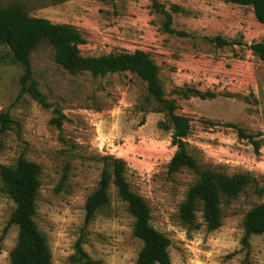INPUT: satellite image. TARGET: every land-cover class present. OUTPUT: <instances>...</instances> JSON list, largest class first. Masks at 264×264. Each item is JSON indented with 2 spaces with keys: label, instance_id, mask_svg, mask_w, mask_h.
<instances>
[{
  "label": "rangeland",
  "instance_id": "obj_1",
  "mask_svg": "<svg viewBox=\"0 0 264 264\" xmlns=\"http://www.w3.org/2000/svg\"><path fill=\"white\" fill-rule=\"evenodd\" d=\"M0 6L73 28L83 57L148 53L162 87L159 100L129 70L71 72L43 40L29 62L38 90L52 105L44 107L22 91L23 67L0 43V113L19 125L0 134V165L16 167L23 160L35 167L32 218L50 264L136 261L142 242L133 235V217L114 176L108 203L84 224L86 200L106 163L111 171V158L123 161L129 191L144 200L150 224L169 239V264H264V234L243 240L245 216L264 204V62L252 49L264 44V24L251 6L223 0H0ZM168 12L171 28L182 35L165 32ZM217 36L228 44L210 40ZM156 40L167 55L155 52ZM54 106L65 116L60 127L50 123ZM171 112L188 119L184 141L197 173L168 171L177 149ZM206 173L250 179L232 198L219 192L214 230L201 200L186 206ZM14 209L10 186L0 176V264H11L17 245L18 227L9 224Z\"/></svg>",
  "mask_w": 264,
  "mask_h": 264
},
{
  "label": "trees",
  "instance_id": "obj_2",
  "mask_svg": "<svg viewBox=\"0 0 264 264\" xmlns=\"http://www.w3.org/2000/svg\"><path fill=\"white\" fill-rule=\"evenodd\" d=\"M223 1L251 6L257 21L264 24V0ZM166 16H168V21L164 27L165 32H176L182 35L181 32L171 28L172 19L169 12ZM43 40L55 48V61L65 69L71 72L88 71L94 75L129 70L145 81L154 97L161 100L162 87L158 80L157 67L148 53L135 51L117 55L83 57L77 50V43L81 41L80 34L73 28L53 24L42 18H30L18 9L0 6V43L9 48L13 60L23 67V74L20 77L22 91L27 90L40 105L52 106L46 102L45 95L38 90L37 82L32 77L29 54ZM210 40L218 44H228L219 36L210 38ZM252 49L264 62V44L254 43ZM53 112L55 116L50 123L60 127L65 116L55 106ZM169 117L172 129L171 143L177 149L168 165V171L176 172L181 167H185L193 172H199V166L188 153L187 143L184 141L189 134L188 119L174 115L172 112L169 113ZM18 126L8 112L0 113V134L18 128ZM110 163L113 174L106 163L97 188L86 200L84 224L87 225L93 219L95 212L108 203V187L114 176V183L133 217V235L142 242V248L132 264H169L167 252L169 239L150 224L149 208L144 200L129 191L122 177L123 161L111 158ZM0 176L9 184L11 198L15 204L9 224L18 227V240L11 254V264H50V252L45 237L37 229L32 218L36 206L37 171L35 167L19 160L16 167L0 165ZM249 181V177L245 175L228 177L203 174L201 181L191 188L186 206L195 200H201L205 222L210 230H214L220 224L219 192H225L228 199L232 198L241 186ZM261 192H264V189ZM252 234H264V204L249 211L245 216L244 242Z\"/></svg>",
  "mask_w": 264,
  "mask_h": 264
},
{
  "label": "crops",
  "instance_id": "obj_3",
  "mask_svg": "<svg viewBox=\"0 0 264 264\" xmlns=\"http://www.w3.org/2000/svg\"><path fill=\"white\" fill-rule=\"evenodd\" d=\"M253 14H254V12H253ZM254 17H255V14H254ZM255 19H256V17H255ZM256 21H257V19H256ZM258 22V21H257ZM260 23V22H259ZM221 36V35H220ZM156 41H159V43H158V47H156V48H158L155 52L156 53H160V54H163V55H167L168 54V52H166V51H164V47H161L160 45H162L163 43H162V41H160V40H156ZM162 48V49H161ZM170 62H172L171 60H168V63H170ZM180 64V62L178 63V65Z\"/></svg>",
  "mask_w": 264,
  "mask_h": 264
}]
</instances>
